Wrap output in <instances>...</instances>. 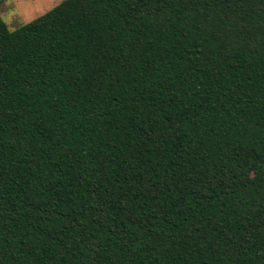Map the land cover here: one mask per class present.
Here are the masks:
<instances>
[{"label": "trees", "instance_id": "trees-1", "mask_svg": "<svg viewBox=\"0 0 264 264\" xmlns=\"http://www.w3.org/2000/svg\"><path fill=\"white\" fill-rule=\"evenodd\" d=\"M0 264H264V0L0 14Z\"/></svg>", "mask_w": 264, "mask_h": 264}, {"label": "rangeland", "instance_id": "rangeland-1", "mask_svg": "<svg viewBox=\"0 0 264 264\" xmlns=\"http://www.w3.org/2000/svg\"><path fill=\"white\" fill-rule=\"evenodd\" d=\"M62 0H0V14L11 29L43 15Z\"/></svg>", "mask_w": 264, "mask_h": 264}]
</instances>
